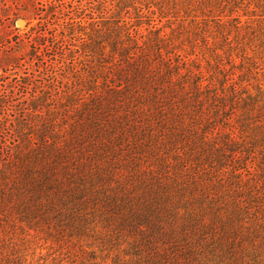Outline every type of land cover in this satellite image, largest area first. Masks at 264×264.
I'll return each mask as SVG.
<instances>
[{
    "label": "rangeland",
    "instance_id": "obj_1",
    "mask_svg": "<svg viewBox=\"0 0 264 264\" xmlns=\"http://www.w3.org/2000/svg\"><path fill=\"white\" fill-rule=\"evenodd\" d=\"M158 30L168 49L200 65L204 84L227 86V96L205 108L216 122L209 129L217 140L208 144L226 152L211 159L213 171L234 185L221 189L210 226L191 223L198 264H264V0H0V264L134 260L103 194L65 204L62 193L44 189L34 201L25 175L36 167L42 177L38 160L57 158L55 142L64 147L59 158L94 157L100 140L84 126V103L102 89L101 67L112 64L127 32L142 43ZM230 137L237 142L227 147ZM51 199L56 208L47 207Z\"/></svg>",
    "mask_w": 264,
    "mask_h": 264
},
{
    "label": "trees",
    "instance_id": "obj_2",
    "mask_svg": "<svg viewBox=\"0 0 264 264\" xmlns=\"http://www.w3.org/2000/svg\"><path fill=\"white\" fill-rule=\"evenodd\" d=\"M165 36L158 30L140 43L142 36L127 32L126 39L113 46L112 64L102 66L97 76L102 89L96 85L84 103V126L100 140L94 157L59 158L64 147L55 142L57 158L50 164L38 160L42 177L35 174L36 167L25 175L34 201L44 189L62 193L58 201L65 204L103 194L119 233L132 241L129 254L134 260L128 264H198L191 223L210 226L206 215L218 213L221 189L232 190L234 185L213 171L211 159L226 152L221 147L217 152L222 154H217L208 144L217 140L209 129H215L216 122L205 108L227 96L226 81L220 88L212 80L204 84L200 65L168 49ZM100 49L105 56V46ZM230 89L242 94L235 85ZM227 142L224 145L231 147L237 141L230 137ZM119 149L126 151V158H108ZM228 150L227 157L237 158L235 148ZM56 206L55 200H48L49 209Z\"/></svg>",
    "mask_w": 264,
    "mask_h": 264
}]
</instances>
